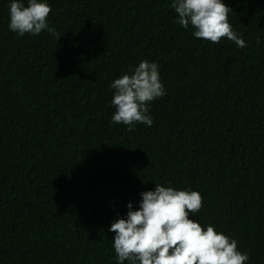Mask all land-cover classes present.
<instances>
[{"label": "trees", "instance_id": "trees-1", "mask_svg": "<svg viewBox=\"0 0 264 264\" xmlns=\"http://www.w3.org/2000/svg\"><path fill=\"white\" fill-rule=\"evenodd\" d=\"M0 0V264H117L111 223L155 185L197 191L189 218L264 264V0H222L246 47L195 38L172 0H44L18 36ZM27 6V0H21ZM141 60L153 124L112 122V82ZM127 264V262H125Z\"/></svg>", "mask_w": 264, "mask_h": 264}, {"label": "clouds", "instance_id": "clouds-1", "mask_svg": "<svg viewBox=\"0 0 264 264\" xmlns=\"http://www.w3.org/2000/svg\"><path fill=\"white\" fill-rule=\"evenodd\" d=\"M171 7L177 14L176 22L184 29L191 25L195 38L213 44L227 38L240 48L247 46L233 31L228 19L232 9L222 0H172ZM51 11L44 0H27V6L12 0L9 30L18 36L47 31L58 40L62 34L47 22ZM158 68L155 62L141 60L134 70L129 69L131 74L112 82V122L126 125L128 131L137 123L153 124L148 105L166 91ZM140 195L139 209L132 210L129 202L127 218L117 219L108 229L115 234L112 241L117 264H246L249 260L247 253L238 250L235 239L189 218L202 208L199 192L157 184L154 191Z\"/></svg>", "mask_w": 264, "mask_h": 264}]
</instances>
